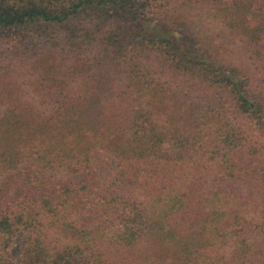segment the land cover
Here are the masks:
<instances>
[{
    "label": "trees",
    "instance_id": "trees-1",
    "mask_svg": "<svg viewBox=\"0 0 264 264\" xmlns=\"http://www.w3.org/2000/svg\"><path fill=\"white\" fill-rule=\"evenodd\" d=\"M0 180V264H264V0H0Z\"/></svg>",
    "mask_w": 264,
    "mask_h": 264
},
{
    "label": "rangeland",
    "instance_id": "rangeland-1",
    "mask_svg": "<svg viewBox=\"0 0 264 264\" xmlns=\"http://www.w3.org/2000/svg\"><path fill=\"white\" fill-rule=\"evenodd\" d=\"M196 24L197 27L200 28L202 37L207 40V42L211 41L212 45L219 48L222 51V54L227 56L230 60L239 62L245 60L244 57H241L242 50H240L238 46H236V44L232 41V38L228 35L227 31L223 30L215 22L203 19L199 20L197 18ZM181 81L183 82V85L178 89L181 92V96H185V99L189 97L191 100H193L195 97L196 100L194 101L198 102L200 106L204 108L209 105L208 101H206V98L203 97L201 91H198L191 85L185 84L183 80ZM114 163L115 161L112 159V164ZM2 182L3 180H0V183ZM20 238H22V236ZM14 250L16 254L20 253V248L18 246H16Z\"/></svg>",
    "mask_w": 264,
    "mask_h": 264
}]
</instances>
